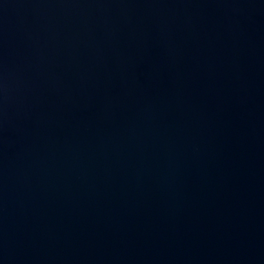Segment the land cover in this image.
Masks as SVG:
<instances>
[{"label": "water", "instance_id": "obj_1", "mask_svg": "<svg viewBox=\"0 0 264 264\" xmlns=\"http://www.w3.org/2000/svg\"><path fill=\"white\" fill-rule=\"evenodd\" d=\"M0 264H264V0H0Z\"/></svg>", "mask_w": 264, "mask_h": 264}]
</instances>
